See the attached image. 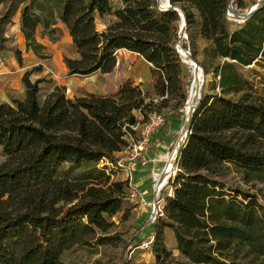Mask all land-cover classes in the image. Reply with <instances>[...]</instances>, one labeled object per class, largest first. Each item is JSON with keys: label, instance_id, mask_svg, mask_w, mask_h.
Returning <instances> with one entry per match:
<instances>
[{"label": "trees", "instance_id": "trees-1", "mask_svg": "<svg viewBox=\"0 0 264 264\" xmlns=\"http://www.w3.org/2000/svg\"><path fill=\"white\" fill-rule=\"evenodd\" d=\"M170 2L181 8L187 29L198 25L210 43L205 56L218 62L214 73L221 94L210 97L201 91L177 155L176 174L168 182L172 192L163 195V215L146 225L154 230V254L159 264H264V203L260 194L230 181L238 174L247 184H264V96L253 93L237 72V67L258 64L264 70V8L230 31L229 0ZM245 2L235 1L239 8ZM2 4L7 9L1 25L20 9L26 51L40 59L49 55L38 30L58 41L59 25L64 26L77 55L64 58L69 76L112 73L117 52L126 50L152 65L162 103L187 78V102L193 76L183 72L186 64L175 49L181 18L177 11L159 9L157 0H0ZM98 19L108 20L103 30ZM6 49L22 64L17 47L0 44V51ZM42 70L23 75L24 99L0 103L5 157L0 164V264H64L66 251L107 242L114 227L110 218L122 211L129 186L126 181L93 184L94 174H108L109 167L118 171L117 154L129 146L133 127L151 114L162 115L154 97L132 82L112 96L74 99L66 96L65 87L56 86L41 101L43 81L30 77ZM184 110L185 105L164 118L162 127L171 120L185 127ZM178 143L179 136L172 148ZM103 161L102 169L90 170L83 180L71 176L83 163ZM165 228L173 229L183 260L167 250Z\"/></svg>", "mask_w": 264, "mask_h": 264}, {"label": "rangeland", "instance_id": "rangeland-1", "mask_svg": "<svg viewBox=\"0 0 264 264\" xmlns=\"http://www.w3.org/2000/svg\"><path fill=\"white\" fill-rule=\"evenodd\" d=\"M166 1L167 0H161L164 5H166ZM235 1L233 2L234 10L237 12H244L258 0H246L244 8H239ZM6 9L7 5H0V19L5 14ZM228 20V29L230 31H234L242 23L240 21H233L230 18H228ZM107 23L108 20L102 21L99 19L96 22L99 30H103ZM14 27H20V9L12 17L10 23L3 25L0 23V44L5 47H21L24 49V42H21L19 39V30H15ZM179 32L180 23L177 25L176 51L177 45L179 44L184 50L189 51L191 55L194 54L198 65L201 66L202 69L204 67L208 72L205 74L203 69L204 80L200 93L202 91L205 96L210 97L220 95L221 89L218 85L219 77L214 73V69L218 65V62L213 60L211 56H205V49L210 46V43L201 37L198 25L190 31L186 28V33L180 40H178ZM37 37L41 43L48 45L46 50L49 55L48 59L41 60L36 56L34 57L33 54H27L23 51V63L21 65L12 53L3 51L0 54V62H2L0 63V103H10L14 98L24 99L25 87L21 80L22 76L25 72L31 71L40 66L43 70L40 72H34L30 79L33 82L37 80L43 81L40 84L41 101H43L56 86L65 87L66 96L70 99L85 96L87 94L112 96L115 95L127 82H132L134 86L138 85L135 79L148 74L150 69H152V65L150 66L142 57L137 54L128 53L127 51H122L117 54L118 64L114 72L110 74L97 73L91 76L70 77L68 75L66 64L64 63V58H76L77 55L68 31L62 28V33L59 35L58 41H52L47 35H43L41 29L38 30ZM30 57L33 58L31 59ZM183 72L188 75L189 79L193 76L192 68H190L189 65H186V69H184ZM237 72L250 83L253 93L259 96H264V70L262 69L261 64L252 65L247 68L237 67ZM157 83L158 80L156 75L153 77V81L150 84L141 83V85L143 84L145 86L141 87V89L154 97L156 106L158 107L157 110L166 119L171 117V115L182 106H186L184 95L188 93V79L185 78L181 80V85L180 83L177 85L166 103H162L163 98L157 95ZM228 97L233 98L234 96L229 95ZM184 111L186 118V109ZM183 131L184 127L181 126L180 132L183 133ZM174 150L175 148L171 149L169 156L172 155ZM145 151L146 149L143 153ZM143 153L141 154V160L139 162L143 161ZM4 160L5 157L0 149V164ZM105 163L106 161L98 164L83 163L73 171L71 176L83 180L87 177L90 170L92 171L95 168L100 170ZM165 165H167L166 162ZM68 167V164L65 165L63 170L66 171ZM176 171L177 167L174 166L172 172H175L176 174ZM162 172L163 168L161 171H154L152 175L154 184L158 181L154 179L155 174L161 175ZM102 173L103 174H94L96 179L93 184L104 183L106 181L111 183L121 181L122 179L124 180V176L121 172L113 170L110 167L108 174L105 172ZM173 176L174 175L171 177ZM170 178L165 184H162V194L160 193L159 196V201L163 207V195L165 192H170L171 190L170 186H168ZM230 178H233V180L230 181L236 187H240L242 190L250 191L251 193L260 194V201L264 203V184H247L242 180V176L238 174H232ZM141 193L144 195L143 192ZM143 199L147 204L146 206L140 207L139 204L133 203L129 199L128 188L124 197L122 211L110 218V222L114 223V227L111 232L106 235V237H108L107 242L103 244H96L94 242L90 246L75 247L74 249L63 253L61 261L64 264H159L154 254V230L152 228H146V225L151 223L149 218L153 214V210L152 208L148 209L147 207L152 206V201H147L145 195L143 196ZM164 234V243L167 250L171 252L172 257L175 260H183V256L179 250H177L173 229L165 228ZM100 236L101 235H99V237Z\"/></svg>", "mask_w": 264, "mask_h": 264}, {"label": "crops", "instance_id": "crops-1", "mask_svg": "<svg viewBox=\"0 0 264 264\" xmlns=\"http://www.w3.org/2000/svg\"><path fill=\"white\" fill-rule=\"evenodd\" d=\"M59 26L61 28H64V26L61 25V24ZM19 28L20 27H14L15 30L16 29L19 30V39H20V41L24 42V49H22L21 47H17L22 52V58H23V51L25 53H27V54H33V56L35 57L36 55L32 51H26L25 38H24V36L21 33ZM44 45L46 46V50H47V46L48 45L47 44H44ZM3 51L10 52V53H12L15 56L13 51L8 50V49L0 51V54ZM122 51H126V50H119L117 52V54L119 52H122ZM127 52L128 53H132V52H129V51H127ZM133 54H136V53H133ZM15 58H16V56H15ZM30 58L32 59L33 57H30ZM117 59H118V55H117ZM41 60H44V59H41ZM0 63H2V62H0ZM149 65L151 66V64H149ZM70 77H73V76H70ZM135 80L137 81L138 85H141V83L150 84L153 81L151 69H150V72L148 74L140 76V77H137V79H135ZM141 86L145 87L143 84ZM138 117L140 118L139 115H138ZM178 122L179 121H177V120H174V121L171 120L170 124L168 125V127L159 128L153 133V135L151 137V141H150L149 147L146 149V151L143 153V156H142L143 157L142 159H143L144 162L143 161L140 162L139 165L134 169V172H133V176H134L133 177V186L137 190H139V191L144 193V195L147 197V199H146L147 201H152L153 202V193H154L153 186H154V182H153V179H152V175H153L154 171L158 172V171H161L162 168L163 169L165 168V166H166L165 162L167 163L166 159L168 157H170L169 156L170 155V151H171L172 147L175 146L176 140H177L178 136L181 134V132H180L181 127L179 126ZM123 154H124L123 152H120V153L117 154V157H120ZM121 181H124V180L122 179ZM147 208L150 209L151 206H148Z\"/></svg>", "mask_w": 264, "mask_h": 264}, {"label": "built area", "instance_id": "built-area-1", "mask_svg": "<svg viewBox=\"0 0 264 264\" xmlns=\"http://www.w3.org/2000/svg\"><path fill=\"white\" fill-rule=\"evenodd\" d=\"M179 44L177 45V48ZM164 124V117L159 114H151L148 121L144 124H138L133 127L135 132L134 137H130L129 146L123 151V155L118 157V161L115 164L116 169L122 173L124 176V181L128 183L129 186V199L139 206H146L144 202L143 194L133 186V172L134 169L139 165L141 160V154L150 144L151 137L153 133L161 128ZM187 132L182 133L180 140L186 138ZM179 140V141H180ZM178 145V144H177ZM156 175V174H155ZM164 186V185H163ZM162 190V185H160L159 180L153 186V202L151 203L153 214L149 218L151 223L155 222L158 217L163 215V206L159 201V196ZM170 192H172L170 190Z\"/></svg>", "mask_w": 264, "mask_h": 264}, {"label": "water", "instance_id": "water-1", "mask_svg": "<svg viewBox=\"0 0 264 264\" xmlns=\"http://www.w3.org/2000/svg\"><path fill=\"white\" fill-rule=\"evenodd\" d=\"M158 3H159V9L161 10H174V11H177L179 13V16L181 18V23H180V32H179V38L178 40L181 39V37L186 33V28H187V21H186V18H185V15L183 14V12L181 11V8L178 7V6H173L170 2V0H167L166 2V5H163L161 0H157ZM235 0H229V4H228V7H227V15H228V18H231L232 17V13L234 12H237L234 10L233 8V2ZM264 8V0H258L255 4L251 5L250 8L244 12H239V14L242 16V20L241 22H245L246 20H248L249 18H251L257 11L261 10ZM179 42V41H178ZM177 53L179 54V56L182 58V62L186 65H189L190 68H193L192 72L195 74V72H201V74H203V69L201 66L198 65L197 61L193 58V56L191 55V53L187 50H185V57L188 59V60H185L183 59V56L182 54L180 53L179 49L177 48ZM195 80V79H194ZM194 81H192L190 84H189V96H188V99H187V102L186 104L189 102V99H190V91H191V86L193 84ZM198 97L200 98L201 97V94L200 92H198ZM199 105V100H197V104L195 107H193V111H192V114L187 116L186 118V123H185V127H184V131L183 133L187 132L188 131V127H189V124H190V121H191V118L192 116L194 115L197 107ZM183 140H180L176 149L174 150L173 152V155H174V166H176V160H177V155L179 153V149L181 147V144H182ZM173 173V172H172ZM172 175H175V172L173 174H170L169 178L172 176ZM168 178V179H169ZM162 183H160L161 185Z\"/></svg>", "mask_w": 264, "mask_h": 264}, {"label": "bare ground", "instance_id": "bare-ground-1", "mask_svg": "<svg viewBox=\"0 0 264 264\" xmlns=\"http://www.w3.org/2000/svg\"><path fill=\"white\" fill-rule=\"evenodd\" d=\"M230 19L233 20V21H240L241 22L242 16L239 14V12H234V13H232V17ZM178 49H179L180 53L182 54L183 59L188 60L185 57V50L183 49V47L179 45ZM192 70H193V68H192ZM192 74H193L192 81H194V82H193V84L191 86L189 102L185 106L186 118H187L188 114L189 115L192 114L193 107L196 106L197 100H200V98L198 97V92H200V90L202 89L203 80H204V74L200 75V72H195V74L192 72ZM173 169H174V155L172 154L170 157L167 158V165L163 169L162 174L161 175L160 174H156L154 179L156 181L160 179L159 183L165 184L166 181L168 180L170 174H172Z\"/></svg>", "mask_w": 264, "mask_h": 264}]
</instances>
